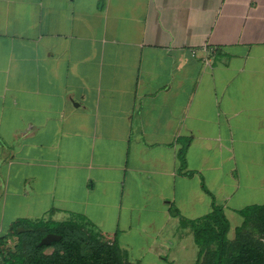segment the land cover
Instances as JSON below:
<instances>
[{"label":"crops","instance_id":"obj_1","mask_svg":"<svg viewBox=\"0 0 264 264\" xmlns=\"http://www.w3.org/2000/svg\"><path fill=\"white\" fill-rule=\"evenodd\" d=\"M214 202L264 204V0H0V237L80 216L195 264L171 209Z\"/></svg>","mask_w":264,"mask_h":264},{"label":"trees","instance_id":"obj_2","mask_svg":"<svg viewBox=\"0 0 264 264\" xmlns=\"http://www.w3.org/2000/svg\"><path fill=\"white\" fill-rule=\"evenodd\" d=\"M181 167H186V148L179 152ZM209 194L210 191L207 190ZM181 230H189L199 248L195 264H264V204L249 205L239 211L243 218L231 238L232 225L224 207L213 203L211 213L188 219L178 208ZM19 227L27 230L18 232ZM50 233L62 239L41 245ZM16 238L14 249L6 248ZM1 264H135L119 242L110 240L80 216L62 222L53 220L18 221L0 237ZM141 264V263H136Z\"/></svg>","mask_w":264,"mask_h":264},{"label":"rangeland","instance_id":"obj_3","mask_svg":"<svg viewBox=\"0 0 264 264\" xmlns=\"http://www.w3.org/2000/svg\"><path fill=\"white\" fill-rule=\"evenodd\" d=\"M230 222L232 225V230L230 233V237L234 238L235 237V229L237 226L241 225L243 222V218L240 216V214H231L230 216ZM17 242L16 238L14 240L9 241L8 245L5 247L6 248H10V249H14L15 247V243ZM0 264H1V257H0Z\"/></svg>","mask_w":264,"mask_h":264},{"label":"water","instance_id":"obj_4","mask_svg":"<svg viewBox=\"0 0 264 264\" xmlns=\"http://www.w3.org/2000/svg\"><path fill=\"white\" fill-rule=\"evenodd\" d=\"M27 230V228L25 227H19L18 228V232H22V231H25ZM62 239V236L61 235H57V234H54V233H50L48 234L43 240L42 242L40 243L41 245H50L52 244L53 242L55 241H59Z\"/></svg>","mask_w":264,"mask_h":264},{"label":"flooded vegetation","instance_id":"obj_5","mask_svg":"<svg viewBox=\"0 0 264 264\" xmlns=\"http://www.w3.org/2000/svg\"><path fill=\"white\" fill-rule=\"evenodd\" d=\"M56 242V241H55Z\"/></svg>","mask_w":264,"mask_h":264}]
</instances>
